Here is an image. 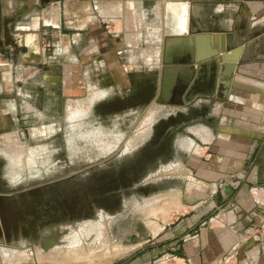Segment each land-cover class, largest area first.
<instances>
[{
	"label": "crops",
	"instance_id": "crops-1",
	"mask_svg": "<svg viewBox=\"0 0 264 264\" xmlns=\"http://www.w3.org/2000/svg\"><path fill=\"white\" fill-rule=\"evenodd\" d=\"M222 43L242 45L240 72L227 97L218 87L196 103L205 125L189 130L197 152L182 147L169 220L118 264H264V0H0L2 130L7 107L25 123L86 85L108 98L149 82L156 103L173 105L172 78L186 73L174 66L195 70L198 52Z\"/></svg>",
	"mask_w": 264,
	"mask_h": 264
},
{
	"label": "rangeland",
	"instance_id": "rangeland-1",
	"mask_svg": "<svg viewBox=\"0 0 264 264\" xmlns=\"http://www.w3.org/2000/svg\"><path fill=\"white\" fill-rule=\"evenodd\" d=\"M0 62L5 63V58L1 57ZM180 85L181 100L171 99L173 105L162 106L154 100L160 90L155 91L153 84L149 86L147 82L139 92L140 107L108 117L97 108L107 98L100 97L105 91L86 90L87 85L79 90L76 98L62 95L53 105L47 100L43 113L29 114L25 123L19 117L12 119L13 109L7 107L11 110L7 111L8 126L0 129V185L4 179L32 180L35 183L27 185V189H32L38 187L36 180L53 181L66 176L71 179L73 175L86 178L88 173L92 183L78 187V198H66V205L75 204L73 214L66 216H59L62 204L57 199H47L46 204L54 205L50 211L41 209V201L46 202L44 198H12V206L20 210L12 216L16 229L8 236L10 244L0 243V264H118L131 259L141 248L138 247L141 240L158 229L156 219L169 220L166 213L171 199L168 200L166 193L186 174V163L192 152L183 149L181 143L187 138L194 139L190 128L205 125L192 117L198 110L196 103L208 100L209 96L198 95L187 110L180 103L186 84L182 81ZM177 92V89L172 90L173 96ZM117 94L127 98L132 93L117 91ZM176 117V124L167 131L176 140L179 158L164 171L153 172L136 187L114 190L115 198H99L109 189L104 184L117 177L112 169L106 174L101 164L126 146L142 148L153 136L158 122ZM185 118L189 120L187 123ZM107 135L117 137L108 139ZM113 146H116L114 150L107 153ZM86 194L91 198H85ZM119 194H124L125 198H119ZM25 221L29 222L27 226L23 224L22 233L19 230ZM3 248L11 250L14 263L4 262Z\"/></svg>",
	"mask_w": 264,
	"mask_h": 264
},
{
	"label": "flooded vegetation",
	"instance_id": "flooded-vegetation-1",
	"mask_svg": "<svg viewBox=\"0 0 264 264\" xmlns=\"http://www.w3.org/2000/svg\"><path fill=\"white\" fill-rule=\"evenodd\" d=\"M174 67L179 71H184L183 69L191 71L192 69L190 68V66ZM174 80L175 76L172 78L173 82ZM140 91L141 89L136 91L134 94H129L127 98L119 95L110 96L103 100L100 106L98 105L97 108L100 107L103 112V116L107 117L115 113H126L125 110H131L134 108L136 110V108L140 107L142 103L139 94ZM177 91L178 92L174 94L175 96L172 97V100L174 102H178L181 100V89H177ZM170 94L171 91H169L168 89L164 91V96H168ZM198 115L199 113H196L192 118L196 116L199 119L200 116ZM175 119H178V117L158 122V124L155 126L156 129L154 130L153 136L142 148H136L137 145L130 148L129 146H126L120 151V153L118 152V155L116 154L114 157L106 159L101 164V169H103L106 174H109L107 172L112 169L115 171L117 177L108 180L107 185L104 184L106 188L109 189L107 191H103L101 197L99 198H115V194L113 193L114 190L118 189L119 187H136L140 185L146 177H149L151 174H153V172L157 173L158 171H160V169L161 171H164V168H166L168 165L170 166L173 162H175V160L179 158L176 140L168 135L167 131L176 124ZM188 121L186 120L184 122L187 123ZM110 134L111 133L109 132L108 135ZM110 136H108L107 138L112 139V137H116ZM115 147L113 146V149L108 151L107 153L113 151ZM99 148L102 149V147ZM130 172H133V175L128 176ZM87 175H90V173H88ZM87 175H85L86 178H83L84 176L81 178H77L76 175H73L74 177H71V179L67 178L66 176L59 177L58 179H55L53 181H49L48 179L36 180L39 183L37 185L38 187L32 189H27L29 187H27L28 184L35 183L34 181L32 182V180H2V184L0 185L1 245L8 246L10 244L8 236L9 234L14 233V230L16 229V223H14L15 219H13L12 216L17 215L20 208H14L12 206V198H44V201L46 202L43 203V201H41V209H48L50 211H52L51 209L54 207V205L46 203H49V198H54L57 199L58 203L62 204L60 212L61 214L59 213V216H66L67 214L70 215L73 214L72 212L74 211L73 207H75V204L72 207H69L68 205H66V203L68 202L66 198H78V187H85L89 184L91 185L92 177L90 176L89 178ZM120 197L125 198V195L119 194V198ZM85 198L91 197L90 195L86 194ZM28 222L29 221H25L22 223V225L25 224V226H27ZM16 226L17 228H20L19 223H17ZM25 226L23 225L21 230H18L24 233Z\"/></svg>",
	"mask_w": 264,
	"mask_h": 264
},
{
	"label": "water",
	"instance_id": "water-1",
	"mask_svg": "<svg viewBox=\"0 0 264 264\" xmlns=\"http://www.w3.org/2000/svg\"><path fill=\"white\" fill-rule=\"evenodd\" d=\"M221 37L225 40V34H222ZM242 50L243 48L241 44L232 49L227 47L225 43H222L221 48H218L214 51H208L207 53L202 55L200 52H198L196 60H194L196 64L195 70L193 68V71L183 69L184 72H186L185 75H177L175 77L176 80L174 86L176 85V89L182 87L180 85L182 81H185L186 84V88L185 90H183V99L180 103L182 105H188L192 103L198 95L213 97L216 95V89L218 87L222 88L223 97H227L229 94V89L233 82L234 74L236 72H240V70H238V65L243 60L240 56ZM204 67L205 70H203ZM202 71L209 72L207 74L209 78L205 80L206 87H204L202 92L197 93L194 97L189 99L188 93L190 92L191 87L195 84V82L199 80ZM205 90H207V92H204ZM164 91L165 90L163 87L161 93L164 94Z\"/></svg>",
	"mask_w": 264,
	"mask_h": 264
},
{
	"label": "bare ground",
	"instance_id": "bare-ground-1",
	"mask_svg": "<svg viewBox=\"0 0 264 264\" xmlns=\"http://www.w3.org/2000/svg\"><path fill=\"white\" fill-rule=\"evenodd\" d=\"M203 70H205V67L203 68ZM191 71H193V69H191ZM209 72L208 71H202V74L200 75L199 80H197L195 82V84L191 87L190 92L188 93V98L191 99L192 97H194L197 93L202 92V90L204 89V87H206L205 85V80L209 78V76H207ZM193 132H195V134L199 135V136H206V131L202 130L203 134H200L199 130H194ZM108 136V135H107ZM106 136V137H107ZM208 136V135H207ZM117 137V136H116ZM113 138V137H112ZM105 140V139H104ZM107 140V139H106ZM108 141V140H107ZM114 141V140H113ZM115 142V141H114ZM113 142V143H114ZM117 142V141H116ZM107 144V143H106ZM187 146L188 149L192 152H197L196 151V146L195 142L193 140H189L187 142H185V140L182 141L181 143V147ZM112 147V146H111ZM111 149V148H110ZM198 149V148H197ZM177 171V170H176ZM177 196V195H176ZM166 200V199H165ZM135 205V204H134ZM154 205V204H153ZM152 206V205H151ZM3 247V246H2ZM2 255L4 256V262L6 263H14L15 262V256H13L12 252H10V249H5L3 248L2 250ZM20 255V254H19ZM42 256V255H41ZM24 257V256H22ZM21 258V256H20ZM23 259V258H22ZM48 260V259H47Z\"/></svg>",
	"mask_w": 264,
	"mask_h": 264
},
{
	"label": "built area",
	"instance_id": "built-area-1",
	"mask_svg": "<svg viewBox=\"0 0 264 264\" xmlns=\"http://www.w3.org/2000/svg\"><path fill=\"white\" fill-rule=\"evenodd\" d=\"M263 223H264V221H263Z\"/></svg>",
	"mask_w": 264,
	"mask_h": 264
}]
</instances>
